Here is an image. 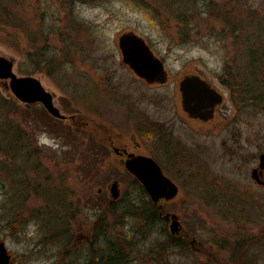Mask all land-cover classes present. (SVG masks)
<instances>
[{
    "label": "rangeland",
    "instance_id": "374dc122",
    "mask_svg": "<svg viewBox=\"0 0 264 264\" xmlns=\"http://www.w3.org/2000/svg\"><path fill=\"white\" fill-rule=\"evenodd\" d=\"M125 32L145 40L168 82L147 84L122 63ZM0 55L74 116L59 121L25 106L0 80V238L11 264H232L215 247L229 234H251L241 262L264 264V187L250 176L264 153V0H0ZM188 73L226 93L208 121L181 109L178 79ZM231 83L254 86L253 103L237 107ZM106 131L161 164L178 186L163 210L204 242L205 256L156 250L169 221L136 231L123 207L141 192Z\"/></svg>",
    "mask_w": 264,
    "mask_h": 264
},
{
    "label": "water",
    "instance_id": "95a60500",
    "mask_svg": "<svg viewBox=\"0 0 264 264\" xmlns=\"http://www.w3.org/2000/svg\"><path fill=\"white\" fill-rule=\"evenodd\" d=\"M118 47L121 52L122 62L132 72L148 84L155 82L164 83L167 73L163 62L151 51L145 40L133 32H125L118 37ZM14 61L0 55V80L8 81L7 87L13 97L21 103H40L54 118L64 119L53 102V94L45 89L40 80L32 75H17L13 71ZM180 104L187 117L208 121L213 118L216 105L222 102V94L199 75L186 74L178 84ZM125 169L133 175L143 186L147 196L154 202L173 199L178 193V186L167 177L158 163L151 157L129 154L125 161ZM264 171V153L258 155V165L251 170V178L257 183L264 184L258 174ZM113 200L119 197L117 181L109 187ZM170 217L169 232L177 234L180 223L177 215L166 214ZM8 256L0 243V263H7Z\"/></svg>",
    "mask_w": 264,
    "mask_h": 264
},
{
    "label": "flooded vegetation",
    "instance_id": "af4514ba",
    "mask_svg": "<svg viewBox=\"0 0 264 264\" xmlns=\"http://www.w3.org/2000/svg\"><path fill=\"white\" fill-rule=\"evenodd\" d=\"M244 1H250V0H244ZM188 74L199 75L200 77L204 78L200 74H195V73H188ZM184 75H186V74H183L178 79V83H179L180 79ZM168 80H169V76L167 77L166 82H168ZM166 82H164V83L155 82L153 84H165ZM225 95H226V93L225 94L223 93V99H224V96ZM223 99H222V102L219 105H216L215 106L214 115H215V112L220 108V105L223 103ZM189 119L201 121L199 119H192V118H189ZM64 120H68V118L67 119H64ZM160 124L163 125L164 130L166 132V129H165L164 124H162V123H160ZM157 128H158L157 126H154L151 129V132H152V137L154 139H156L157 142H158L164 136H161V135L156 136L155 135V133H157L156 131H158ZM138 133H139V135L144 140L150 141L149 139H147V135L149 134V131L148 130L142 131V130L139 129L138 130ZM106 137H107V142H108L109 147L112 149V152L115 155V157H117L118 160L122 163L123 167H124V162L127 159V157H128L129 154H133V155H145V156H149V157L153 158L154 160H156L151 155L144 154V153H141L139 151L132 150L130 144L116 142L117 140L110 134L109 131H106ZM163 144H162V146L163 147L166 146V148H167L168 145H166V144L163 145ZM157 163L162 168L161 164L158 161H157ZM162 170L164 171L163 168H162ZM258 176L264 182V173L258 174ZM255 184L257 186L264 187V184H259V183H255ZM118 188H119V193H120V184L119 183H118ZM115 201H117V200H112L111 199L109 202L114 203ZM228 201L229 200H227V201L221 200L220 202L222 204H225V203H228L229 204V203H231L230 201L229 202ZM166 205H167V203L165 204V206ZM156 206L158 207V205H156ZM164 213H166V211ZM169 213H172V212H169ZM161 217H163V216H161ZM164 219L168 221L169 218H166L165 217ZM91 236H92V234H90V237ZM229 236L230 237H224V239H225L224 241L222 239L219 240V242L215 241V243H216L215 244V247L219 251H221V252H225V253H228L229 252V253H231V255H232V258L231 259L232 260H236V261H233L232 264H234V263L235 264H242L241 261L242 260H246V258H243V257L246 255L247 249L250 247V242L252 241V238L253 237L251 236V234H229ZM75 240H77V238H75ZM0 242H2L4 244V242H3V240L1 238H0ZM4 246H5V244H4ZM170 247H174V248L177 247V248H180L181 250H185L186 248H189L197 256H203V255L205 256L206 255L205 252L207 253V248L204 245V242L201 241V240L200 241L197 240L195 238V236H193V235L189 234L187 231H185L184 228H182V226L180 228L179 233H177V234H165V236L163 237V239L161 241L157 242L155 249L156 250H158V249L162 250L163 248H165V250H166V249H169ZM5 248H6V246H5ZM6 253L9 255V261H8V263H5V264H11L12 263L13 256L7 250V248H6ZM0 264H3V263H0ZM85 264H90V263H85ZM104 264H110V263H104ZM112 264H126V263H120L119 262V263H112ZM153 264H163V263H153ZM193 264H213V263L208 262V261L207 262L206 261H203V262L198 261V263H193Z\"/></svg>",
    "mask_w": 264,
    "mask_h": 264
},
{
    "label": "trees",
    "instance_id": "16d2710c",
    "mask_svg": "<svg viewBox=\"0 0 264 264\" xmlns=\"http://www.w3.org/2000/svg\"><path fill=\"white\" fill-rule=\"evenodd\" d=\"M254 69L256 73L259 72L260 68H258L257 63H255ZM234 83L228 85L229 89H231V99L233 100V103H235L237 107H240V105H243L242 107L246 105H251L253 103L252 94L256 95L255 93L252 92V89L255 87L250 85L244 86V85H240L239 83L237 84ZM257 95L259 96L260 94ZM256 99L258 100L259 98L257 97ZM263 100H264V91L262 93V99L260 100V102H262ZM147 139L149 140L152 139L150 132L147 135ZM134 182L140 189L141 202L133 201L134 203L132 204V206L126 205L123 207V209H125L124 211L126 213V216L131 215L140 222L141 229L136 231L141 232V234H148L153 229V227L157 225L159 220H161L159 218V209L157 206H155L149 201L141 185L135 180ZM166 234H168V232Z\"/></svg>",
    "mask_w": 264,
    "mask_h": 264
}]
</instances>
